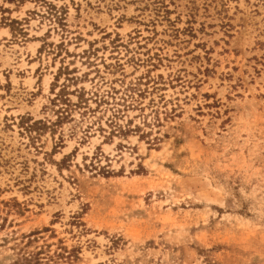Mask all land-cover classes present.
<instances>
[{
    "label": "rangeland",
    "instance_id": "1",
    "mask_svg": "<svg viewBox=\"0 0 264 264\" xmlns=\"http://www.w3.org/2000/svg\"><path fill=\"white\" fill-rule=\"evenodd\" d=\"M22 255L264 264V0H0V264Z\"/></svg>",
    "mask_w": 264,
    "mask_h": 264
},
{
    "label": "trees",
    "instance_id": "2",
    "mask_svg": "<svg viewBox=\"0 0 264 264\" xmlns=\"http://www.w3.org/2000/svg\"><path fill=\"white\" fill-rule=\"evenodd\" d=\"M21 261H23L24 263H27V264H38L39 258L38 257H34V256L22 255ZM33 261H34V263H33Z\"/></svg>",
    "mask_w": 264,
    "mask_h": 264
}]
</instances>
